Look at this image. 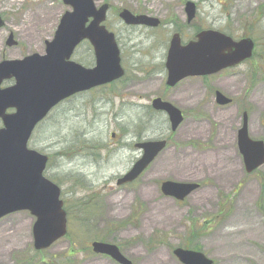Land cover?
<instances>
[{"label": "rangeland", "instance_id": "374dc122", "mask_svg": "<svg viewBox=\"0 0 264 264\" xmlns=\"http://www.w3.org/2000/svg\"><path fill=\"white\" fill-rule=\"evenodd\" d=\"M188 1L197 6L191 24ZM95 2L110 4L105 25L116 35L126 76L56 108L28 144L49 157L44 175L61 188L70 236L36 252V219L29 212L11 214L0 220V264H117L92 252L91 243L102 240L119 246L133 264H181L173 250L189 243L215 264H264V166L247 174L237 146L245 112L250 138L264 141V0ZM124 8L158 18L161 26L127 27L117 13ZM69 10L62 0H0L6 22L0 29V62L45 54L46 41L53 40ZM198 29L236 40L251 37L255 55L214 76L166 87L173 34L179 32L185 44ZM10 33L15 47L6 46ZM72 59L87 68L95 65L88 43ZM13 84L5 81L2 87ZM216 91L232 104L219 106ZM156 98L184 112L176 132L166 115L149 110ZM157 140H166V149L134 183L118 186L141 158L134 145ZM165 181L197 183L200 189L178 202L162 194ZM87 203L93 213L84 216Z\"/></svg>", "mask_w": 264, "mask_h": 264}, {"label": "water", "instance_id": "95a60500", "mask_svg": "<svg viewBox=\"0 0 264 264\" xmlns=\"http://www.w3.org/2000/svg\"><path fill=\"white\" fill-rule=\"evenodd\" d=\"M70 7L61 18L54 39L46 42L45 55L38 53L22 60L0 62V220L18 212H30L36 218L33 226L34 249L51 248L68 234V217L61 199V189L44 176L48 156L28 148V143L48 114L61 102L77 94L120 80L125 75L121 53L115 34L104 25L109 5L97 7L95 0H63ZM185 12L192 23L197 14L195 3L188 1ZM127 26L157 28L160 20L148 15H134L127 9L119 13ZM6 22L0 16V29ZM88 42L94 51L95 66L85 68L72 61L79 45ZM18 42L11 33L6 46ZM255 42L251 38L234 40L214 30H204L186 45L180 34H174L166 58L168 87L182 80L206 77L234 68L251 59ZM14 79V85L2 88L4 81ZM232 100L220 91L216 103L228 106ZM155 111L167 115L171 131L175 132L184 121L183 113L161 98L152 101ZM13 109V113L7 111ZM237 145L243 158L245 172L252 174L264 166V141L249 135L248 114L238 131ZM142 152L132 168L120 179L118 186L134 183L166 149V140L143 141L134 146ZM161 192L166 197L184 201L200 189L197 183L165 181ZM93 253L109 257L118 264H132L118 246L95 241ZM173 255L181 264H214L202 252L176 248Z\"/></svg>", "mask_w": 264, "mask_h": 264}, {"label": "trees", "instance_id": "16d2710c", "mask_svg": "<svg viewBox=\"0 0 264 264\" xmlns=\"http://www.w3.org/2000/svg\"><path fill=\"white\" fill-rule=\"evenodd\" d=\"M119 12V11H118ZM117 12V13H118ZM259 20H260V18H258V21H256L255 23H258L259 22ZM199 31H201L200 29H198V31L197 32H199ZM149 110L150 111H152V112H154L151 108H149ZM155 113H157V112H155ZM90 203H87V204H85V206L83 207L82 206V209H84V216H87V213H89V214H92L93 213V210H92V208L91 207H88V205H89ZM94 206V205H93ZM67 211V210H66ZM68 213V212H67ZM70 215V213H68V216ZM70 227V226H69ZM82 227H84V229H82V230H86V229H88V226H82ZM70 233H71V230L69 231V234H68V236H70ZM103 242L105 241V240H102ZM183 248H186V249H191V244L189 243V244H186L185 245V247H183ZM197 250V249H196ZM197 251H200V249L198 248V250Z\"/></svg>", "mask_w": 264, "mask_h": 264}, {"label": "flooded vegetation", "instance_id": "af4514ba", "mask_svg": "<svg viewBox=\"0 0 264 264\" xmlns=\"http://www.w3.org/2000/svg\"><path fill=\"white\" fill-rule=\"evenodd\" d=\"M76 51H77V50H76ZM12 81H14V80H12ZM3 88H5V87H3ZM77 96H78V95H76V96H74V97H71L70 99H67L66 101L62 102V103H61L60 105H58V106H61L62 104H65V103H67V102L73 100V99L76 98ZM7 112L10 114V113H13L14 110H13V109H10V110H8ZM0 123H2V122L0 121Z\"/></svg>", "mask_w": 264, "mask_h": 264}, {"label": "bare ground", "instance_id": "6f19581e", "mask_svg": "<svg viewBox=\"0 0 264 264\" xmlns=\"http://www.w3.org/2000/svg\"><path fill=\"white\" fill-rule=\"evenodd\" d=\"M30 25H31V28H33V24H32V22L30 23Z\"/></svg>", "mask_w": 264, "mask_h": 264}]
</instances>
